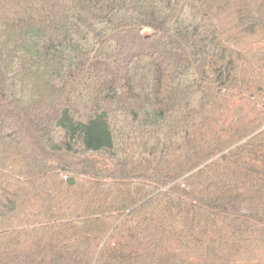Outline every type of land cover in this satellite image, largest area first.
<instances>
[{
  "label": "trees",
  "instance_id": "16d2710c",
  "mask_svg": "<svg viewBox=\"0 0 264 264\" xmlns=\"http://www.w3.org/2000/svg\"><path fill=\"white\" fill-rule=\"evenodd\" d=\"M0 264H264V0H0Z\"/></svg>",
  "mask_w": 264,
  "mask_h": 264
},
{
  "label": "rangeland",
  "instance_id": "374dc122",
  "mask_svg": "<svg viewBox=\"0 0 264 264\" xmlns=\"http://www.w3.org/2000/svg\"><path fill=\"white\" fill-rule=\"evenodd\" d=\"M142 33H143L144 35H148V34H150L151 32H150L149 30L145 29V30L142 31Z\"/></svg>",
  "mask_w": 264,
  "mask_h": 264
},
{
  "label": "water",
  "instance_id": "95a60500",
  "mask_svg": "<svg viewBox=\"0 0 264 264\" xmlns=\"http://www.w3.org/2000/svg\"><path fill=\"white\" fill-rule=\"evenodd\" d=\"M72 181H73V179H72V178H69V179H68V182H70V183H71Z\"/></svg>",
  "mask_w": 264,
  "mask_h": 264
}]
</instances>
